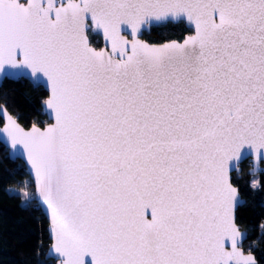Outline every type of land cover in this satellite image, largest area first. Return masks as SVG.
I'll return each mask as SVG.
<instances>
[{
	"label": "snow or ice",
	"instance_id": "6c2138e0",
	"mask_svg": "<svg viewBox=\"0 0 264 264\" xmlns=\"http://www.w3.org/2000/svg\"><path fill=\"white\" fill-rule=\"evenodd\" d=\"M3 79L48 93L43 129L0 105V144L57 264H257L230 172H264V0H0Z\"/></svg>",
	"mask_w": 264,
	"mask_h": 264
},
{
	"label": "trees",
	"instance_id": "16d2710c",
	"mask_svg": "<svg viewBox=\"0 0 264 264\" xmlns=\"http://www.w3.org/2000/svg\"><path fill=\"white\" fill-rule=\"evenodd\" d=\"M177 32V27L161 25L153 27L144 37L148 42L160 43L178 39ZM92 43L96 46L98 41ZM46 95L44 89H35L26 79H4L0 85V104L24 127L33 123L42 126L47 122L41 113V102ZM239 167V172H232L231 178L245 201L236 209V223L247 232L244 251L249 252L251 248L258 264H264V232L259 227L264 224V173H257L259 186L254 189L247 160L240 162ZM25 180L30 182L27 190L33 192L23 163L9 159L7 149L0 144V264H54V259L45 257L50 239L46 218L37 203L25 208L19 196L7 191L10 187L21 189Z\"/></svg>",
	"mask_w": 264,
	"mask_h": 264
},
{
	"label": "water",
	"instance_id": "95a60500",
	"mask_svg": "<svg viewBox=\"0 0 264 264\" xmlns=\"http://www.w3.org/2000/svg\"><path fill=\"white\" fill-rule=\"evenodd\" d=\"M100 38H101V41H102V45L100 46V47H98V48H101V47H103L104 46V41H103V38H102V36H100ZM165 41H168V40H165ZM165 41H163V42H165ZM160 43H162V42H160ZM157 44H159V43H157ZM4 80V79H3ZM2 80V81H3ZM11 80H13V79H11ZM27 80V79H26ZM2 81H0V85H1V83H2ZM27 81H29V80H27ZM30 82V81H29ZM31 83V82H30ZM32 84V83H31ZM47 93V92H46ZM47 96H48V93H47V95H46V97H45V99L47 98ZM43 102V101H42ZM41 102V113L43 114V115H45V117H46V119H47V122L44 124V125H42V126H40V125H38V124H36L38 127H41V129H43L47 124H51V123H54V120H52V119H50V117L47 115V113L44 111V109H43V103ZM0 105H2V104H0ZM3 106V105H2ZM8 111V110H7ZM8 113H9V111H8ZM10 114V113H9ZM10 115H12V114H10ZM13 116V115H12ZM14 118H16L15 116H13ZM0 119H1V123H0V126H2L3 125V123L5 122L4 121V118L3 117H0ZM18 122V121H17ZM19 123V122H18ZM20 124V123H19ZM21 125V124H20ZM22 126V125H21ZM31 126H32V124L30 125V126H28V127H24V126H22V127H24L26 130L27 129H30L31 128ZM3 145V144H2ZM5 147V146H4ZM6 148V147H5ZM7 149V148H6ZM7 153H8V149H7ZM12 160V159H11ZM22 163H23V165H24V172L28 175V177L30 178V180H31V182H32V184H33V192L35 191V184H34V179H33V176L32 175H30V174H28L27 172H26V168H27V165L25 164V162H24V160H22V159H19ZM244 160H247V162H248V164H249V169H248V172L250 173V165H251V161H252V157H248L247 159H244ZM243 161V160H242ZM242 161H240V162H242ZM239 162V163H240ZM260 167L261 168H264V164H261L260 165ZM239 170H240V167H239V164H238V171H235V172H239ZM232 172H234V171H232ZM232 172H230V176H231V173ZM262 173H264V172H262ZM234 185V184H233ZM234 187H237V186H235L234 185ZM237 189H238V187H237ZM238 194H239V197H240V200L242 201V203H241V205L244 203V201H245V199L240 195V193H239V191H238ZM37 203V202H36ZM40 210H41V212L43 213V215H44V217L46 218V221H47V226H46V228H47V233H48V237H49V239H50V244H49V246L47 247V249H46V251H45V257L46 258H49V256H48V253H49V249H50V245L52 244V235H51V233H50V231H49V226H50V224H49V213L43 208V207H41L40 208ZM237 226L239 227V225L237 224ZM240 229V228H239ZM240 231L241 232H243V233H246V235H247V232H246V230H244V229H240ZM246 254H251L253 257H254V255H253V253H251V252H246ZM254 259H255V257H254ZM55 260V259H54ZM256 260V259H255ZM256 262H257V260H256ZM54 264H57V261L55 260V263ZM257 264H258V262H257Z\"/></svg>",
	"mask_w": 264,
	"mask_h": 264
},
{
	"label": "flooded vegetation",
	"instance_id": "af4514ba",
	"mask_svg": "<svg viewBox=\"0 0 264 264\" xmlns=\"http://www.w3.org/2000/svg\"><path fill=\"white\" fill-rule=\"evenodd\" d=\"M169 25H171V27H177V30H178V32L176 33V34H179L180 36H179V38H182L184 35H186V34H188V29L185 27V25L183 24V23H180V24H166V25H162V26H169ZM156 27V26H155ZM153 28V27H152ZM151 28V29H152ZM148 31H150V30H147V31H145L144 33H143V36H142V39L143 40H145V41H147L146 40V38L144 37V34L145 33H147ZM178 38V39H179ZM91 40L93 41L94 40V42H95V40H97L98 41V43L96 44V46H94V47H100L101 45H102V41H101V38H100V36H96V35H93L92 37H91Z\"/></svg>",
	"mask_w": 264,
	"mask_h": 264
}]
</instances>
